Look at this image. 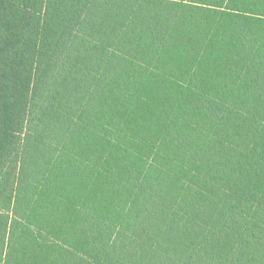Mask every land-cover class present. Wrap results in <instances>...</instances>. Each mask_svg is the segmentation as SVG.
Listing matches in <instances>:
<instances>
[{
  "label": "trees",
  "instance_id": "trees-1",
  "mask_svg": "<svg viewBox=\"0 0 264 264\" xmlns=\"http://www.w3.org/2000/svg\"><path fill=\"white\" fill-rule=\"evenodd\" d=\"M0 264H264V0H0Z\"/></svg>",
  "mask_w": 264,
  "mask_h": 264
}]
</instances>
